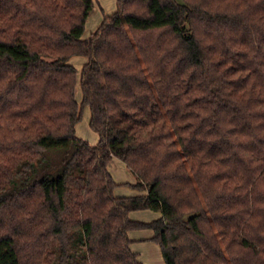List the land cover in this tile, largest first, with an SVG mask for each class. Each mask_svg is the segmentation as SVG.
<instances>
[{
    "label": "trees",
    "instance_id": "16d2710c",
    "mask_svg": "<svg viewBox=\"0 0 264 264\" xmlns=\"http://www.w3.org/2000/svg\"><path fill=\"white\" fill-rule=\"evenodd\" d=\"M98 1L0 0V264H264V0Z\"/></svg>",
    "mask_w": 264,
    "mask_h": 264
},
{
    "label": "crops",
    "instance_id": "0c3cea01",
    "mask_svg": "<svg viewBox=\"0 0 264 264\" xmlns=\"http://www.w3.org/2000/svg\"><path fill=\"white\" fill-rule=\"evenodd\" d=\"M96 10H98V4H96L95 7ZM97 20H98V14L96 16ZM89 20V19H88ZM104 21V19H103ZM103 23V22H102ZM89 36H85V38H88ZM77 61L74 60L75 58L72 59V63L74 64L75 62H78V58L76 57ZM81 62H80V68L82 70L86 60L84 58H80ZM79 126V125H78ZM77 126V128H79ZM84 134V133H82ZM80 138L84 139V135H78ZM121 162L122 161L115 159L113 161L114 162ZM127 169L128 175L129 177H127V179H125L124 181H121L119 179L115 178V174L112 173V170L110 168V172L113 175L115 181L119 184L118 189L116 190V195L117 196H137V195H141V193L139 191H136L135 189H132L129 185L131 184H136L137 183V178L129 171V169L127 168L126 164L123 163ZM145 211H150V210H145ZM149 212H142V211H136L133 212L131 214V218L135 221H140V222H152L155 220H158L162 217L161 213L159 212H155V214H148ZM130 237L131 239L134 241L132 244V249L135 253H137L139 255L140 260L147 264V262L151 261L153 262V260L158 259V257L163 256V252L162 249L160 247L159 244H157L156 242H154L152 239L154 237V232L152 230H143V231H133L130 233ZM161 259V258H160ZM163 264V260L161 261ZM159 261V263H161ZM164 264H166L165 259H164Z\"/></svg>",
    "mask_w": 264,
    "mask_h": 264
},
{
    "label": "rangeland",
    "instance_id": "374dc122",
    "mask_svg": "<svg viewBox=\"0 0 264 264\" xmlns=\"http://www.w3.org/2000/svg\"><path fill=\"white\" fill-rule=\"evenodd\" d=\"M98 4V10L94 9L93 13L91 14L88 22H87V26H86V31H85V36H91L92 33H94L102 24L103 19H105V16H109L112 15L113 13L116 12L117 7H118V0H99L97 2ZM98 14V20L96 19ZM80 58H78V62H75L74 65L77 67L78 72L80 74L81 72V68H80ZM77 58H75L74 60H76ZM77 61V60H76ZM78 99L79 101H81L82 99V91L79 87V91H78ZM90 119H91V112L90 110L87 108L85 113H84V117L83 120L81 121V123L79 124V128H77V134L79 135H84V140L90 142L92 145H96L99 142V135L93 131V129L90 126ZM84 133V134H82ZM111 170L112 173L115 174V178L119 179L121 181H124L125 179H127V177H129L127 169L125 167V165L121 162H112L111 164ZM142 212H149L148 214H155V212L153 211H142ZM161 258V259H160ZM163 260V264H164V259L162 256L158 257V259L153 260V262L149 261L147 262V264H162ZM159 261L161 263H159Z\"/></svg>",
    "mask_w": 264,
    "mask_h": 264
}]
</instances>
